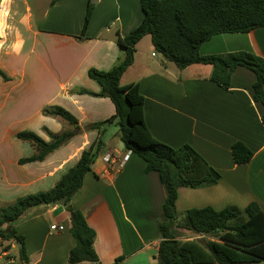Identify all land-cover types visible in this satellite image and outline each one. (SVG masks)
Segmentation results:
<instances>
[{"label":"crops","instance_id":"0c3cea01","mask_svg":"<svg viewBox=\"0 0 264 264\" xmlns=\"http://www.w3.org/2000/svg\"><path fill=\"white\" fill-rule=\"evenodd\" d=\"M106 2L96 0L82 35L91 0H59L51 6L59 10L54 24L47 26V11L40 23L27 0H0V68L8 77L4 80L0 75V208L19 197L52 189L98 138V132L85 131L84 126L115 115L109 98L72 93L80 88L100 91L89 70L116 65L120 57L117 38L143 20L140 0H116V8ZM100 5L106 6L103 14L98 12ZM146 37L138 43L134 63L121 84H138L145 98V121L156 139L174 148L190 145L221 175L216 185L180 188L178 213L207 206L245 211L252 202L264 211V107L253 98L254 73L239 67L230 89L224 90L211 81V65L194 64L180 70L155 50L150 36L147 46H140ZM238 52L264 59V27L215 35L200 47L203 56ZM47 106L67 110L81 129L45 161L20 164L35 149L17 140V133L31 131L49 141L45 129L53 133L66 129L60 119L43 114ZM103 141L106 152L86 175L72 207L81 210L96 231L98 264H159V220L165 202L159 175L147 173L140 157L121 148L116 124L107 128ZM236 142L253 152L249 163L235 164L232 147ZM109 153L116 158L111 163L105 160ZM53 225H64L66 230L52 231ZM15 228L24 238L28 260L19 258L16 242L0 238V264L10 260L12 264H69L76 241L66 207L34 208ZM182 232L189 237L184 240L210 239Z\"/></svg>","mask_w":264,"mask_h":264},{"label":"trees","instance_id":"16d2710c","mask_svg":"<svg viewBox=\"0 0 264 264\" xmlns=\"http://www.w3.org/2000/svg\"><path fill=\"white\" fill-rule=\"evenodd\" d=\"M58 1L52 0L51 6ZM140 5L144 14L141 24L129 34L117 38L120 57L116 65L109 70L91 68L88 72L100 91L72 90V93L109 98L115 105V115L84 126L85 131L98 132V138L83 150L78 162L52 189L19 197L0 208V238L22 244L18 248L19 258L27 261L24 238L17 234L15 223L34 208L62 205L70 212V231L76 241L69 254V264H98L94 248L96 231L87 223L82 211L72 207L71 202L83 187L84 179L92 171L96 159L106 152L103 135L107 128L116 124L124 150L140 157L147 173L156 172L165 190L159 220L162 237L157 256L159 264H263L264 211L257 202L250 203L245 211L234 206L222 210L207 206L189 209L179 217L176 207L179 189L216 185L221 175L190 145L174 148L156 139L145 121V98L138 84L122 85L121 79L134 63L138 43L150 36L155 50L180 70L194 64L211 65V81L224 90L230 89L236 69L243 67L252 71L256 78L253 98L264 107L263 58L247 52L226 56L200 54L201 45L215 35L248 33L264 27V0H140ZM93 10L94 6L90 3L82 35L88 29ZM0 75L8 80L1 68ZM43 114L60 119L71 129H64L61 133L45 129L49 141L31 131L17 133V140L28 142L35 149L34 155L21 159L20 164L45 161L81 129L78 120L62 107L47 106ZM262 124L264 126V114ZM232 156L235 164L243 165L250 162L253 152L243 142H236L232 147ZM182 229L210 239L184 240L189 237Z\"/></svg>","mask_w":264,"mask_h":264},{"label":"rangeland","instance_id":"374dc122","mask_svg":"<svg viewBox=\"0 0 264 264\" xmlns=\"http://www.w3.org/2000/svg\"><path fill=\"white\" fill-rule=\"evenodd\" d=\"M50 1H51V0H27L28 4H29V5L32 7V9L34 10L35 15H36V18L38 19V21H39L40 23H43V16H44V13H45L46 11L48 12V14H50V18L48 19L46 26H47L48 24H49V25L54 24V21H55V14L58 13V11H59V10H53V9H52V7H51V5H50ZM107 3H109L108 6L111 5V6H114V7L116 8V6H115V3H117L116 0H107V2H106L105 4H107ZM91 4H92L93 6H96V5H97V4H96V0H91ZM105 7H106L105 5H100V6H99V8H98V12H99V14H103V10H104ZM63 10H65V9H63ZM75 18H76V17H75ZM149 40H150V37L147 36V37L144 39L143 43H141L140 46L145 47L144 44L147 46ZM135 55H136V53H135ZM66 129H67V130H70L71 127H70V126H66ZM184 213H185L184 211H183V212H179V213H178V214H179V217L181 218V217L184 215ZM263 264H264V263H263Z\"/></svg>","mask_w":264,"mask_h":264},{"label":"built area","instance_id":"2783aa9c","mask_svg":"<svg viewBox=\"0 0 264 264\" xmlns=\"http://www.w3.org/2000/svg\"><path fill=\"white\" fill-rule=\"evenodd\" d=\"M153 55L155 56L156 53L153 54ZM129 153H131V152H129ZM105 160L108 163H111V162L115 161L116 158L112 154L109 153V154L105 155ZM51 230L52 231H57V232H63V231L66 230V227L64 225H53V226H51ZM6 264H12V261L10 260Z\"/></svg>","mask_w":264,"mask_h":264},{"label":"water","instance_id":"95a60500","mask_svg":"<svg viewBox=\"0 0 264 264\" xmlns=\"http://www.w3.org/2000/svg\"><path fill=\"white\" fill-rule=\"evenodd\" d=\"M81 131H83V130H81ZM121 148L124 149V143L123 142L121 143ZM15 245L22 247V244H20L18 242H16Z\"/></svg>","mask_w":264,"mask_h":264}]
</instances>
